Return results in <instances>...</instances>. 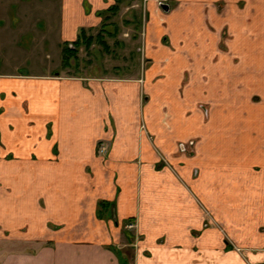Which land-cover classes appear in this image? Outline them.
<instances>
[{
    "label": "crops",
    "instance_id": "0c3cea01",
    "mask_svg": "<svg viewBox=\"0 0 264 264\" xmlns=\"http://www.w3.org/2000/svg\"><path fill=\"white\" fill-rule=\"evenodd\" d=\"M114 1L58 0L60 48L81 28L100 25L98 13ZM173 1L179 7L167 15L172 30L146 32L153 63L143 85L145 119L161 149L175 156L178 142L200 139L193 162L181 165L182 157L172 156L178 176L155 168L156 156L140 134L138 78L22 72L36 0H0V264H218L221 257L238 264L218 233L203 229L197 201L216 217L254 226L251 240L258 238L264 0ZM157 17L151 2L150 26ZM224 33L226 51L220 49ZM165 34L170 44L162 42ZM195 41L187 59L194 60L197 82L180 98L189 63L181 43L189 50ZM175 57L184 61L178 73ZM199 102L209 105L207 120ZM100 142L110 145L107 158L96 156ZM191 166L200 170L196 179ZM125 234L137 237L131 261L122 251Z\"/></svg>",
    "mask_w": 264,
    "mask_h": 264
},
{
    "label": "rangeland",
    "instance_id": "374dc122",
    "mask_svg": "<svg viewBox=\"0 0 264 264\" xmlns=\"http://www.w3.org/2000/svg\"><path fill=\"white\" fill-rule=\"evenodd\" d=\"M31 4V9H33L32 14L36 15V20L35 25L33 24L29 28L30 25L28 24V28L25 27L26 30L31 29L32 32L29 33L27 38L24 40L27 48L25 61L27 60L29 63H26L25 68L22 67V72L30 71L31 73H39L40 71H48L47 73H49L51 69H54L52 74L55 73L57 76L65 77L76 76L83 78L118 79H127L132 77L138 78L140 85L138 95V122L140 134L145 136L156 156L157 163L155 168L157 170L168 168L178 176L177 168L172 163V153L164 151L156 143L155 136L149 131L147 120L145 119L144 115V109L148 101V95L143 85V78L144 74L146 73V68H148L153 62L151 63V59L148 58L146 53L143 51V49L146 51V47L143 42L144 40L142 41V37L144 32L150 34L151 31L157 32L155 28L165 27L162 26L158 17L153 19L154 21H152L153 23L150 26L149 21L145 23L142 22L143 0L119 1V4H117V7H115V14L106 13L105 15L108 16L107 21H104L103 24L101 23L99 26L92 28L87 32V37L92 35L93 42L88 46L86 41L80 44L79 49L75 54V67L64 68L61 67L62 49L60 48L59 44L61 36L58 26L60 21V7L58 0H36L35 6L33 3ZM176 6L177 4L173 2L171 9L176 8ZM84 7L87 9V2H84ZM149 8L150 3H148V9ZM15 11L16 9L14 6L12 8V12ZM140 16L141 22L139 21ZM207 18L206 21L208 27H210V21L209 18ZM110 23H113V25H109ZM21 29L24 30V27H21ZM104 29L115 33L114 36L107 35L104 32ZM167 30H172L170 20H167ZM38 34H40L42 37V43L40 42L41 39ZM134 34L137 35L136 39H133ZM10 35H12V33ZM20 35L21 32L13 34V37L19 38ZM102 38L106 39L109 50H106L105 46L100 42ZM167 38V41H169L168 36ZM224 40H226L225 33L222 35V42L220 44V49L222 51H226V47L223 42ZM35 43L37 47L42 45V50L38 48L37 51H34L33 49L36 46ZM67 44L68 42L64 41L62 48ZM148 44L149 43L146 44L147 49ZM187 44V42L181 43L182 46L185 45V48L182 49L183 54L185 53L183 56L189 63L187 67L185 66L181 76L179 89L181 95L180 98H184L185 90L193 88L197 82L195 78L194 60L193 58H190L191 60L187 59L190 56V53L188 52H191L190 57H194L192 52L195 49V44L192 42V48L189 50L186 49ZM140 46L141 50L139 49ZM172 60L177 61V69L175 70V73H178L180 67L184 65V61L176 57ZM161 64H163L162 67H164L168 64V62L162 61ZM8 67L11 66L9 65ZM157 68H160V66H157ZM197 108L201 111L205 120H207L210 109L208 103L199 102L197 103ZM199 140L200 139L198 138H192L191 140L180 141L176 144V152L175 156L173 157H182V161H180L179 164L183 165L185 160L186 162H193L195 156L198 153L197 145ZM103 145L108 147L106 152L100 151ZM109 150L110 145H108L106 142H100L96 147V156L107 158ZM199 172L200 170L198 167L191 166V176L193 179H196L199 176ZM197 202L203 212V229L209 228L215 230L219 235L222 248H229L230 252H232L237 258L238 264H264V224L257 226L258 238L256 240H251L254 235L250 232V230L256 229L254 226L247 225L245 228L242 226V224H234V222H231V220L216 217L215 214H213L212 211H210L204 204L199 201ZM130 222L128 221L127 223ZM125 235L127 237V245L122 248V251L131 261L134 249L137 246V237L134 235ZM221 258L219 259L218 264H228L221 260Z\"/></svg>",
    "mask_w": 264,
    "mask_h": 264
},
{
    "label": "flooded vegetation",
    "instance_id": "af4514ba",
    "mask_svg": "<svg viewBox=\"0 0 264 264\" xmlns=\"http://www.w3.org/2000/svg\"><path fill=\"white\" fill-rule=\"evenodd\" d=\"M119 1H121V0H115L114 3L109 8H107L106 10L100 11L98 13V17L101 18V23L102 24H103L104 21H107V17L108 16L105 15L106 13H114V14L116 13V10H115L116 8L115 7H117V4H119ZM151 2H153L155 4V13H157L160 23L162 24V26H165V28L167 29V15L177 11L176 9L179 7L178 3L173 1V0H143V7H142L143 8V16H142L143 17V19H142L143 23H145L147 21H150V10H149L150 8L148 9V3H151ZM173 2H175L177 4V6H176V8H172L171 9V5H172ZM170 3H171V5H170ZM139 19H140L139 21L141 22V16L139 17ZM109 25H113V23H110ZM92 28H95V27H92ZM92 28L91 27H89V28H81V29H83L85 31V38L86 39H90L91 38V42H93L92 35H89L87 37L86 34ZM208 28H211V26L208 27ZM81 29L78 31V35H79V32L81 31ZM104 32L107 35H109V36H114V34H115V33H113L110 30L108 31L107 29H104ZM78 35H77V38H78ZM145 35H146V33L144 32L143 33V37H142V41L144 40L143 41L144 44H145ZM99 36H101V35H99ZM167 36L169 37V41H167V39H168ZM167 36H166V34L163 36L162 42L166 43V44H170V36H169V34H167ZM77 38H76V40H77ZM136 38H137V35L134 34L133 35V39H136ZM76 40H74V41H76ZM74 41H72V42H74ZM85 41L87 42V40H85ZM85 41H83V42H85ZM72 42H68V44H71ZM100 42L105 46L106 50H109L108 49V44L106 42V39L102 38L100 40ZM194 44L197 45L198 41H195ZM139 49L141 50V46L139 47ZM142 49H143V46H142ZM143 51L145 52L144 49H143ZM143 82H144V79H143Z\"/></svg>",
    "mask_w": 264,
    "mask_h": 264
},
{
    "label": "trees",
    "instance_id": "16d2710c",
    "mask_svg": "<svg viewBox=\"0 0 264 264\" xmlns=\"http://www.w3.org/2000/svg\"><path fill=\"white\" fill-rule=\"evenodd\" d=\"M85 40H87V46L92 43L91 38L90 39L85 38V31L81 29L76 41L72 42L71 44H67L63 46L62 55H61L62 56V66L61 67H64V68L75 67V63H76L75 54L77 50L79 49L80 44L83 43V41Z\"/></svg>",
    "mask_w": 264,
    "mask_h": 264
},
{
    "label": "built area",
    "instance_id": "2783aa9c",
    "mask_svg": "<svg viewBox=\"0 0 264 264\" xmlns=\"http://www.w3.org/2000/svg\"><path fill=\"white\" fill-rule=\"evenodd\" d=\"M107 148H108V147H106V146L103 145V146L101 147L100 151H101V152H106V151H107ZM127 227H128L129 229H133V228L135 227V222H130V223H128Z\"/></svg>",
    "mask_w": 264,
    "mask_h": 264
}]
</instances>
